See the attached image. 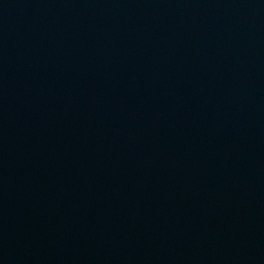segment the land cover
<instances>
[{"label":"water","instance_id":"water-1","mask_svg":"<svg viewBox=\"0 0 264 264\" xmlns=\"http://www.w3.org/2000/svg\"><path fill=\"white\" fill-rule=\"evenodd\" d=\"M0 264H264V0H0Z\"/></svg>","mask_w":264,"mask_h":264}]
</instances>
